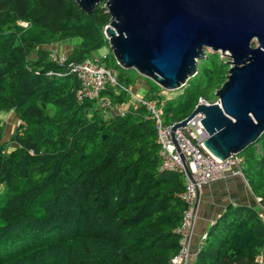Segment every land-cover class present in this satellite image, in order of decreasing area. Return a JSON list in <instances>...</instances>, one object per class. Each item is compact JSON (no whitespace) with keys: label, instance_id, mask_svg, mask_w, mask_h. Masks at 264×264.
<instances>
[{"label":"trees","instance_id":"trees-1","mask_svg":"<svg viewBox=\"0 0 264 264\" xmlns=\"http://www.w3.org/2000/svg\"><path fill=\"white\" fill-rule=\"evenodd\" d=\"M104 3L86 12L75 0H0V111L18 118L9 151L0 120V264H170L180 250L187 178L161 168L154 119L144 105L104 115L94 100L77 97L80 82L67 67L106 46L104 62L132 85L105 35ZM72 37L80 40L65 62L53 61L49 45ZM200 63L173 97L145 77L144 96L156 100L164 123L185 118L200 97H216L229 64L215 52ZM101 96L128 100L110 86ZM239 155L264 200V132ZM263 248L258 210L230 202L193 264H260Z\"/></svg>","mask_w":264,"mask_h":264},{"label":"water","instance_id":"water-1","mask_svg":"<svg viewBox=\"0 0 264 264\" xmlns=\"http://www.w3.org/2000/svg\"><path fill=\"white\" fill-rule=\"evenodd\" d=\"M75 1L86 12L105 1L110 15L105 35L116 62L165 90L196 74L206 47L228 53L227 78L214 91L217 100L196 104L173 123L177 151L175 130L197 113L207 131L203 145L220 159L239 154L264 132V0Z\"/></svg>","mask_w":264,"mask_h":264},{"label":"built area","instance_id":"built-area-1","mask_svg":"<svg viewBox=\"0 0 264 264\" xmlns=\"http://www.w3.org/2000/svg\"><path fill=\"white\" fill-rule=\"evenodd\" d=\"M105 56L106 54L94 55L79 62L67 63V67L77 75L80 82L77 97L94 100L104 115L114 113L123 115L130 107L138 105H144L149 111L150 116L154 119L157 141L160 144L161 168L180 171L187 178L186 187L179 195L187 203L179 227L182 234L181 246L170 262V264H186L190 235L197 216V199L200 189L203 185L228 175L240 176L246 181L241 166L242 157L239 154H234L226 159H220L204 147L203 140L207 136V131L201 122L203 116L201 113L195 114L185 126L175 130V138L180 149L177 151L171 138L173 123H164L162 109L156 100L135 93L131 86L122 83L118 78L117 70L104 62ZM50 57L60 64H63L66 59V55L56 51H52ZM106 86H110L115 93L125 92L128 95V100L113 103L109 98L101 96V92ZM208 102L202 97L198 99V103ZM180 153L186 158L191 179L187 176ZM205 235L202 236V239Z\"/></svg>","mask_w":264,"mask_h":264},{"label":"crops","instance_id":"crops-1","mask_svg":"<svg viewBox=\"0 0 264 264\" xmlns=\"http://www.w3.org/2000/svg\"><path fill=\"white\" fill-rule=\"evenodd\" d=\"M75 44V41L68 38L49 45V48L60 54L68 55ZM230 202L254 206L264 220V200L252 192L242 177L228 175L203 185L197 199V216L190 235L186 264H193L202 236L206 234L210 224ZM260 262L264 264V248L260 255Z\"/></svg>","mask_w":264,"mask_h":264},{"label":"rangeland","instance_id":"rangeland-1","mask_svg":"<svg viewBox=\"0 0 264 264\" xmlns=\"http://www.w3.org/2000/svg\"><path fill=\"white\" fill-rule=\"evenodd\" d=\"M20 24H22L23 26H27V24H24L23 22H20ZM73 41H75L76 43L79 42L80 38L78 37H72L69 38ZM253 45H256V42H253ZM109 52V48L106 46H103L99 49H97L94 52V55H102V54H107ZM219 53V58L226 62H228L229 66H230V58L228 57V53L224 52L222 53L221 51H214L213 49L206 47L205 48V57L207 56V54L209 53ZM65 55V54H63ZM93 55V56H94ZM200 62H203V58L198 59V64H201ZM198 64H197V71H198ZM117 69L119 71H126V74H130L132 75L134 81L132 82L131 88L135 93H139L140 95H145L146 90L148 89V86L145 82V76L141 75L139 72H137L134 68H124L120 65V67H117ZM140 74V76L138 75ZM148 78V77H147ZM150 79V78H149ZM152 80V79H150ZM150 80H148V82L150 83ZM154 83H156L154 80H152ZM183 87H179L177 89L174 90H164L163 94L166 97H173L175 95H177L178 93H180L182 91ZM217 100V96L213 99V101H209V102H215ZM0 120H1V124L3 126V142L6 144V149L12 150L15 146L14 142L12 141V134L15 130V127L18 124V118L15 114V112L11 109V110H2L0 111Z\"/></svg>","mask_w":264,"mask_h":264}]
</instances>
